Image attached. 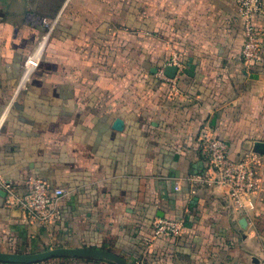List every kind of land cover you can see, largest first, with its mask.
I'll return each mask as SVG.
<instances>
[{
	"label": "crops",
	"instance_id": "obj_1",
	"mask_svg": "<svg viewBox=\"0 0 264 264\" xmlns=\"http://www.w3.org/2000/svg\"><path fill=\"white\" fill-rule=\"evenodd\" d=\"M56 15L15 97L41 20ZM243 43L236 0H0V181L23 192L36 177L66 191L49 224L0 195V254L81 253L21 264H264V156L248 218L190 180L205 167V133L233 158L264 142V60L245 66ZM159 219L182 221L183 232L154 238Z\"/></svg>",
	"mask_w": 264,
	"mask_h": 264
},
{
	"label": "built area",
	"instance_id": "obj_2",
	"mask_svg": "<svg viewBox=\"0 0 264 264\" xmlns=\"http://www.w3.org/2000/svg\"><path fill=\"white\" fill-rule=\"evenodd\" d=\"M238 16L244 25V43L241 59L245 66L253 68L264 60V0H236ZM60 15L44 17L41 20L43 32L33 52L24 60L22 71L14 89L15 97L25 92L33 75L39 69L48 42L56 29ZM162 76L164 75L161 72ZM205 167L192 177L193 183L217 190L230 207L245 217L256 209L255 196L261 191L259 154L245 152L239 158L230 154L229 144L222 138L205 133L202 136ZM5 191V202L9 207H20L28 217L42 224L55 222L60 217V205L66 191L53 187L47 181L30 177L26 190L19 189L8 181H0ZM176 190H180L177 183ZM182 221L159 219L154 223V238H174L183 232Z\"/></svg>",
	"mask_w": 264,
	"mask_h": 264
},
{
	"label": "water",
	"instance_id": "obj_3",
	"mask_svg": "<svg viewBox=\"0 0 264 264\" xmlns=\"http://www.w3.org/2000/svg\"><path fill=\"white\" fill-rule=\"evenodd\" d=\"M178 71V68L175 65H169L165 69V75L168 78H174L176 73ZM124 126V122L121 118H117L114 122V129L116 130H122ZM253 151L259 155L264 156V142L257 141L253 145ZM0 195L5 197L6 193L5 191L0 187ZM242 222H245V219L242 220ZM81 254L78 251H71V250H56V251H50L47 253L39 254V255H8V254H0V262L6 263V264H21V263H33L37 262L43 259H47L53 256H60V255H79ZM83 254V253H82ZM112 257V256H111ZM120 264H125L123 261L116 257H112Z\"/></svg>",
	"mask_w": 264,
	"mask_h": 264
}]
</instances>
